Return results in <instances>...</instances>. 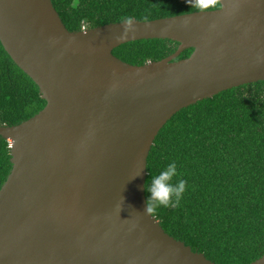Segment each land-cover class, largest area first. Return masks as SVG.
Segmentation results:
<instances>
[{
	"label": "water",
	"instance_id": "obj_1",
	"mask_svg": "<svg viewBox=\"0 0 264 264\" xmlns=\"http://www.w3.org/2000/svg\"><path fill=\"white\" fill-rule=\"evenodd\" d=\"M219 3L133 18L135 32L117 39L125 20L72 31L52 0H0V41L46 100L0 125L12 163L0 188V264H218L145 213V184L154 140L176 112L264 80V0ZM148 38L179 45L144 64L113 53Z\"/></svg>",
	"mask_w": 264,
	"mask_h": 264
},
{
	"label": "trees",
	"instance_id": "obj_2",
	"mask_svg": "<svg viewBox=\"0 0 264 264\" xmlns=\"http://www.w3.org/2000/svg\"><path fill=\"white\" fill-rule=\"evenodd\" d=\"M72 31L220 7L219 0H52ZM179 43L168 38L125 42L119 58L144 64ZM185 49L176 59L189 56ZM46 105L39 86L0 41V125H13ZM175 161L188 182L180 205L154 214L166 232L218 264H251L264 254V80L242 84L176 112L160 129L147 161L146 184ZM12 168L10 142L0 135V188ZM175 182V181H174ZM150 193L146 187V197Z\"/></svg>",
	"mask_w": 264,
	"mask_h": 264
},
{
	"label": "clouds",
	"instance_id": "obj_3",
	"mask_svg": "<svg viewBox=\"0 0 264 264\" xmlns=\"http://www.w3.org/2000/svg\"><path fill=\"white\" fill-rule=\"evenodd\" d=\"M195 3L197 6H202L201 0H195ZM134 21L135 20L131 17L125 19V22H123L124 32L121 36H118L117 39L126 38L130 32H135ZM139 175L140 174H137V176ZM178 176L177 163L173 161L159 174L151 178L150 183L146 186L147 191L150 193L146 200L145 213L147 215L152 216L158 207L176 208L180 205L183 195L188 189V182L184 179L176 180Z\"/></svg>",
	"mask_w": 264,
	"mask_h": 264
}]
</instances>
